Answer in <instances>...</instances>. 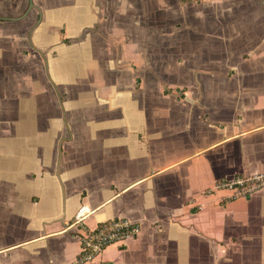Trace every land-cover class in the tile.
I'll use <instances>...</instances> for the list:
<instances>
[{
	"label": "crops",
	"instance_id": "crops-1",
	"mask_svg": "<svg viewBox=\"0 0 264 264\" xmlns=\"http://www.w3.org/2000/svg\"><path fill=\"white\" fill-rule=\"evenodd\" d=\"M245 1L251 21L231 26L218 50L176 61L175 79L151 86L145 72L138 85L113 64L92 73L90 56L82 72L92 77L73 99L71 69L91 44L41 55L57 37L72 45L59 28L69 0H0V264H76L69 224L81 205L93 210L90 227L115 217L140 225L92 264H264V189L246 198L213 189L264 171V0ZM100 9L119 46L108 61L142 66L122 58L131 0Z\"/></svg>",
	"mask_w": 264,
	"mask_h": 264
},
{
	"label": "rangeland",
	"instance_id": "rangeland-1",
	"mask_svg": "<svg viewBox=\"0 0 264 264\" xmlns=\"http://www.w3.org/2000/svg\"><path fill=\"white\" fill-rule=\"evenodd\" d=\"M87 1L91 5L88 8V16L85 15V0L66 2L69 9H73V13L66 25L61 23L59 28L64 29L62 36L72 45H64L57 37L54 45L41 49V55L49 53L59 60L60 56L67 54L68 49L72 52L75 47H82L83 43L91 44L92 52L84 54L82 62L78 60L76 68L71 69L69 85L73 99L77 96L76 89L86 88L88 80L92 77L91 74L85 75L82 72V67L90 56L96 59L91 62L89 68L92 73L102 69L109 70L112 64L118 68H130L137 74L139 85L142 84L145 72H154V77L146 79L147 83L154 86L155 80L175 79L179 70L172 65L176 61L177 65L192 58L193 54L199 57L203 54V50L199 49L205 48L207 44H212L215 50H218L217 43L225 44V34L231 33V26L246 20L251 21L252 18V15L248 14L249 3L245 0H199L200 2L192 3H189V0H131V25L126 24L131 28L127 29V33L124 31L131 42L123 45L122 58L129 56L137 59L139 63H143L144 58L145 63L142 66L135 61L114 64L108 59L116 58L119 46L103 33V19H100L102 0ZM120 17L115 19L119 29L120 24H123ZM256 20L263 22L261 16ZM215 50L213 49V52H216ZM163 89L171 88L163 86ZM176 95L181 97V93Z\"/></svg>",
	"mask_w": 264,
	"mask_h": 264
},
{
	"label": "built area",
	"instance_id": "built-area-1",
	"mask_svg": "<svg viewBox=\"0 0 264 264\" xmlns=\"http://www.w3.org/2000/svg\"><path fill=\"white\" fill-rule=\"evenodd\" d=\"M213 189L231 191L235 198L250 197L264 189V171L219 179ZM92 213L91 208L81 205L69 224V228L73 229L74 236L79 239L81 245L76 264H92L108 246L124 244L135 239L140 232L138 223L123 217H115L90 227L85 221Z\"/></svg>",
	"mask_w": 264,
	"mask_h": 264
}]
</instances>
